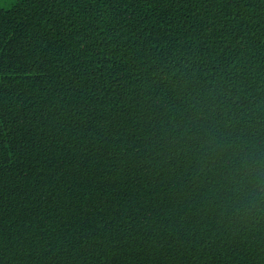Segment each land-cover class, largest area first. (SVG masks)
I'll list each match as a JSON object with an SVG mask.
<instances>
[{"label": "trees", "instance_id": "obj_1", "mask_svg": "<svg viewBox=\"0 0 264 264\" xmlns=\"http://www.w3.org/2000/svg\"><path fill=\"white\" fill-rule=\"evenodd\" d=\"M0 264H264V0L0 9Z\"/></svg>", "mask_w": 264, "mask_h": 264}, {"label": "rangeland", "instance_id": "obj_2", "mask_svg": "<svg viewBox=\"0 0 264 264\" xmlns=\"http://www.w3.org/2000/svg\"><path fill=\"white\" fill-rule=\"evenodd\" d=\"M18 0H0V9H9Z\"/></svg>", "mask_w": 264, "mask_h": 264}]
</instances>
